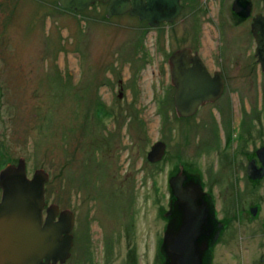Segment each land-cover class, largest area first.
<instances>
[{
    "label": "rangeland",
    "instance_id": "obj_1",
    "mask_svg": "<svg viewBox=\"0 0 264 264\" xmlns=\"http://www.w3.org/2000/svg\"><path fill=\"white\" fill-rule=\"evenodd\" d=\"M181 16L159 27L161 51L187 41ZM198 18L186 22L195 40L196 27L211 21ZM152 28L128 12L108 16L99 2L71 10L57 0H0V169L20 157L28 176L45 169V199L76 213L71 254L56 264H163L168 174L183 159L194 167L201 160L181 148L164 81L143 63L150 53L156 66ZM210 37L205 28V52ZM228 48L238 53L232 42ZM157 139L169 145L152 162L147 153ZM206 182L214 186L210 175ZM224 196L231 216L248 200L243 192ZM261 253L260 235L219 240L211 264H264Z\"/></svg>",
    "mask_w": 264,
    "mask_h": 264
},
{
    "label": "flooded vegetation",
    "instance_id": "obj_2",
    "mask_svg": "<svg viewBox=\"0 0 264 264\" xmlns=\"http://www.w3.org/2000/svg\"><path fill=\"white\" fill-rule=\"evenodd\" d=\"M97 2L108 6V1L104 0H95L92 3ZM180 3L181 8L172 20H164L151 25L148 20L140 18L153 27L151 31L155 32V46L158 51L154 54L157 57L156 66L150 64L153 56L150 53L146 54L143 63L152 66L153 75L164 81L163 96L167 98H165L166 103L168 102L169 105L167 111L175 117L174 120L171 118L174 124L172 127L179 128L181 148L186 150L187 155L196 156L202 163H196L197 167H194L189 161L183 159L178 162L175 169L169 172L167 209L170 208L174 195L170 184L173 176L178 174L182 177V184L186 188L193 187L197 182L200 184L203 193L198 201L203 202L209 212L212 208L215 216L212 218L210 215L209 221L198 238L200 243H207L205 252L208 260L206 264H211L213 249L219 240L230 243L236 238L251 239L260 235L264 246V125L260 123L264 120V108H259L261 112L260 118L259 114L257 116L258 127H252L255 123L253 121L257 119L255 118L257 111L253 113V105H258L260 96L262 107L264 98V49L262 43L257 42L252 23L258 13L264 15V7H262L264 0H180ZM201 8H205L204 13L200 12ZM113 15L117 14L110 16ZM180 16V20L185 24L182 33L184 36L187 35V41L175 45L174 48L169 47L168 52L161 51L158 47V37L161 33L159 27H162V24L170 26ZM191 17L210 19L215 23L203 21L202 26L194 30L196 35L198 34L195 40L193 29L189 31L186 24ZM257 27L256 32L263 41L264 18L257 24ZM205 28L213 40V43L210 39L205 41L207 52L203 51L202 38ZM166 30L172 33L173 28L170 31L169 28ZM189 33L190 36H188ZM189 37L191 38L188 39ZM229 42H232L238 50L237 54L228 48ZM179 49L186 50L185 58L179 62H172L171 55ZM259 54L263 61L259 59ZM178 66L182 67L181 70H178ZM180 75L183 83L181 89L185 90L182 93L184 100L180 102L182 114L178 113L175 102V94L179 88L177 81ZM204 78H206V84H204ZM117 82L119 87L116 94L121 99L125 82L122 78H119ZM219 82L221 89L215 95V87ZM202 89L208 94L202 101L193 103L192 100L197 99V96L203 93L196 91ZM242 89L244 92H241ZM235 119L239 121L236 122ZM164 143L165 154L169 144L165 141ZM209 151H213L212 155L208 156V159L213 160L212 165L209 164L210 160L204 161L206 163L203 164L204 155ZM207 173L211 176L215 187L210 188L207 185L208 175H205ZM1 191L0 189V194ZM240 192L247 195L248 200L246 204L237 203L235 206L236 213L233 212L237 218L235 221L234 215L231 216L225 208V203L220 205L221 195L238 196ZM45 201L44 216L47 214V206L50 203L46 199ZM58 207L59 210L54 213L55 219L64 209L59 204ZM73 213L74 221L71 232L76 219V213ZM164 217L166 221L163 234L170 215L167 217L164 215ZM214 218L219 228L216 239L214 238ZM72 234L74 239V233ZM261 254L264 259V254Z\"/></svg>",
    "mask_w": 264,
    "mask_h": 264
},
{
    "label": "water",
    "instance_id": "obj_3",
    "mask_svg": "<svg viewBox=\"0 0 264 264\" xmlns=\"http://www.w3.org/2000/svg\"><path fill=\"white\" fill-rule=\"evenodd\" d=\"M94 1L58 0V4L63 8L79 10ZM104 1H108V16L129 12L148 20L151 25L172 20L181 8L180 0ZM263 18L264 15L258 13L254 17L252 29L257 42L262 43L264 49V40L256 32L257 24ZM186 54L185 49L176 50L170 60L179 62ZM259 59L262 60L260 54ZM177 68L181 70L182 67ZM181 79L180 75L177 81L179 88L175 94L179 114H182L180 102L184 100L182 93L185 91L181 89ZM203 81L206 84V78ZM220 89L219 82L215 87V95ZM196 92L203 93L193 99V103L202 101L208 94L203 89ZM164 150V141L157 140L151 145L147 158L150 161L159 160ZM48 178L49 173L43 168H36L32 176H28L24 157H20L17 163H7L0 169V264H56L64 262L70 256L74 213L71 209L64 208L55 219L58 204L49 203L47 214L43 215L46 204L45 183ZM170 184L174 195L170 208L165 213L166 217H170L160 247L164 256L163 264H206L207 243H200L198 238L209 218L215 217L212 208L209 212L206 205L198 201L203 193L198 182L193 187L186 188L182 184V177L177 174L170 179ZM216 222L215 219V239L219 230Z\"/></svg>",
    "mask_w": 264,
    "mask_h": 264
}]
</instances>
